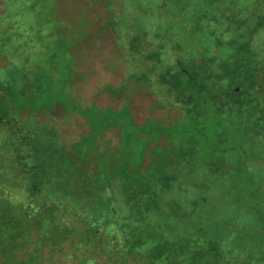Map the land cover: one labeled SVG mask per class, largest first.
<instances>
[{"label": "trees", "instance_id": "1", "mask_svg": "<svg viewBox=\"0 0 264 264\" xmlns=\"http://www.w3.org/2000/svg\"><path fill=\"white\" fill-rule=\"evenodd\" d=\"M191 6L182 114L142 148L49 168L0 117V264H264V0Z\"/></svg>", "mask_w": 264, "mask_h": 264}, {"label": "rangeland", "instance_id": "2", "mask_svg": "<svg viewBox=\"0 0 264 264\" xmlns=\"http://www.w3.org/2000/svg\"><path fill=\"white\" fill-rule=\"evenodd\" d=\"M196 1L0 0V117L49 168L51 149L113 163L142 148L132 128L182 114L174 62Z\"/></svg>", "mask_w": 264, "mask_h": 264}]
</instances>
